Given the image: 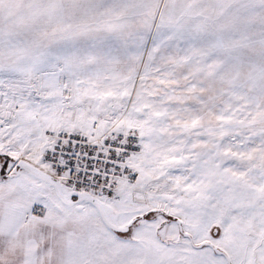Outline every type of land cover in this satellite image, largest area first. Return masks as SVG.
<instances>
[{
  "label": "snow or ice",
  "instance_id": "1",
  "mask_svg": "<svg viewBox=\"0 0 264 264\" xmlns=\"http://www.w3.org/2000/svg\"><path fill=\"white\" fill-rule=\"evenodd\" d=\"M0 264H264V0H0Z\"/></svg>",
  "mask_w": 264,
  "mask_h": 264
}]
</instances>
